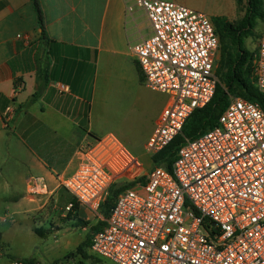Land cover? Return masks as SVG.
<instances>
[{"label": "built area", "instance_id": "obj_1", "mask_svg": "<svg viewBox=\"0 0 264 264\" xmlns=\"http://www.w3.org/2000/svg\"><path fill=\"white\" fill-rule=\"evenodd\" d=\"M136 7L152 27V35L132 47L144 85L169 96L145 145L153 157L213 99L220 40L201 11L164 0H136ZM257 49L254 77L264 94V36ZM80 159L61 184L104 221L92 237L97 256L112 264H264V111L258 104L231 97L215 128L185 140L172 172L154 168L146 184L118 195L104 219L100 208L112 185L136 182L142 165L114 135L85 145ZM46 191L43 179L30 180L31 196Z\"/></svg>", "mask_w": 264, "mask_h": 264}, {"label": "crops", "instance_id": "obj_2", "mask_svg": "<svg viewBox=\"0 0 264 264\" xmlns=\"http://www.w3.org/2000/svg\"><path fill=\"white\" fill-rule=\"evenodd\" d=\"M39 2L45 36L31 0H0V152L7 145L13 161L7 174L16 177L2 180L0 168V221L9 228L48 208L62 181L76 172L81 149L97 140L92 107L115 69L130 72L133 60L144 82L132 47L152 35L148 15L136 0ZM211 11V18L220 17L215 8ZM58 85L69 91L60 93ZM32 178L43 179L46 193H28ZM69 201L66 208L76 204L72 196ZM76 205L68 212L74 220L95 216ZM97 222L104 224L99 217Z\"/></svg>", "mask_w": 264, "mask_h": 264}, {"label": "rangeland", "instance_id": "obj_3", "mask_svg": "<svg viewBox=\"0 0 264 264\" xmlns=\"http://www.w3.org/2000/svg\"><path fill=\"white\" fill-rule=\"evenodd\" d=\"M193 10L201 11L207 15L215 24L218 17H210L211 10H217L220 17H224L232 23H239L245 16V9L238 7L235 0H222V6L216 8L219 0H177ZM264 36V21L259 19L255 27L244 32L243 49L250 55H257L258 43ZM220 40V39H219ZM221 53L217 55L215 62V73L220 66ZM169 100L166 94L152 92L148 90L140 77L137 66L131 61V71L126 69H115L113 76L108 80L97 97V102L92 107L91 121L98 131L97 139L113 134L131 150V154L138 158L142 164V169L133 176L131 181L137 179L136 183L144 185L148 176L153 171L151 157L146 153L144 145L148 141L156 120L162 109ZM7 145L2 146L0 152V168L3 169L1 179L8 180L16 177L8 175L12 160L7 153ZM145 177L146 181L140 178ZM28 177H25L27 179ZM11 182V181H10ZM129 182H116L112 185L119 188ZM111 187V188H112ZM112 195L111 189L105 201ZM71 200V196L63 188L62 184L58 188L57 194L48 200V208L37 209L27 218L23 217L21 223L9 228V224H1L0 232L4 233L3 241L5 249L0 256V264H9L12 258L17 260L29 259L34 264H112L110 261L94 254L91 249L85 248L89 260L83 259L80 255L76 258L68 259L70 253L75 252L90 235L91 228L98 222L96 216L91 215L90 219L82 217L88 226H83L82 222L74 220L68 216L66 205ZM104 201V202H105ZM104 204V203H103ZM103 204L100 214L103 215ZM4 208L0 205V219L3 217ZM66 215L64 218L62 215ZM87 228V229H86ZM37 229L46 231L45 238L36 233Z\"/></svg>", "mask_w": 264, "mask_h": 264}, {"label": "trees", "instance_id": "obj_4", "mask_svg": "<svg viewBox=\"0 0 264 264\" xmlns=\"http://www.w3.org/2000/svg\"><path fill=\"white\" fill-rule=\"evenodd\" d=\"M37 12L38 22L45 36L44 16L39 0H31ZM238 7L245 9L244 18L239 23L227 21L224 17H218V21L214 24L216 33L220 39V66L216 71V76L219 83L216 88L213 99L202 109H197L187 120L182 134L177 136L174 141L164 150L151 157L153 169L163 167L169 172H172V165L176 160L177 153L185 143L186 139L194 140L204 133L212 130L218 124L219 118L227 108L231 97H239L248 102L258 104L264 111V94H262L257 86L254 77L255 55H250L243 49L244 32L248 29L252 30L257 20L264 21V0H236ZM38 95V94H37ZM36 95V96H37ZM146 181L145 177L140 178ZM138 180H136L137 182ZM136 182L127 183L119 188H111L112 195L104 202L103 212L107 218L112 207L120 193L135 185ZM73 202V201H72ZM77 209V205L73 204L70 211ZM82 222L83 226H88L86 222ZM104 226L103 223H98L90 227L92 235H90L75 252L70 253L66 258H76L80 255L83 259L89 260L92 257L88 256L85 248L91 249L92 237ZM36 233L42 239L45 238L46 231L37 229ZM5 243L2 233L0 232V256L4 253ZM13 261H19L22 264H34L32 260L20 259L17 260L11 257ZM79 264H84L81 261Z\"/></svg>", "mask_w": 264, "mask_h": 264}]
</instances>
